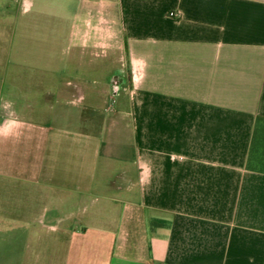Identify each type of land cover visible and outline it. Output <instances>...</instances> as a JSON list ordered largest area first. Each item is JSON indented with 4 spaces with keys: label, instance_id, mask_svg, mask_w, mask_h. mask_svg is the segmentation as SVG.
I'll return each instance as SVG.
<instances>
[{
    "label": "crops",
    "instance_id": "1",
    "mask_svg": "<svg viewBox=\"0 0 264 264\" xmlns=\"http://www.w3.org/2000/svg\"><path fill=\"white\" fill-rule=\"evenodd\" d=\"M8 120L0 264H264V0H0Z\"/></svg>",
    "mask_w": 264,
    "mask_h": 264
},
{
    "label": "rangeland",
    "instance_id": "2",
    "mask_svg": "<svg viewBox=\"0 0 264 264\" xmlns=\"http://www.w3.org/2000/svg\"><path fill=\"white\" fill-rule=\"evenodd\" d=\"M116 99L114 97V101ZM109 104L113 105V100H109ZM32 191L31 186L0 178V216L10 215L19 220H34L42 206L34 203Z\"/></svg>",
    "mask_w": 264,
    "mask_h": 264
},
{
    "label": "clouds",
    "instance_id": "3",
    "mask_svg": "<svg viewBox=\"0 0 264 264\" xmlns=\"http://www.w3.org/2000/svg\"><path fill=\"white\" fill-rule=\"evenodd\" d=\"M16 124L14 120H8L5 122H0V135H6L12 125Z\"/></svg>",
    "mask_w": 264,
    "mask_h": 264
}]
</instances>
